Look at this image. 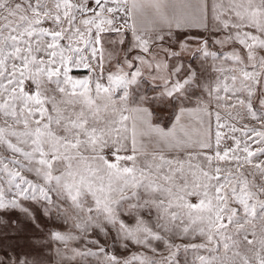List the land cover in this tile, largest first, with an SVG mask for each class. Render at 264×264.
<instances>
[{
	"label": "snow or ice",
	"instance_id": "1",
	"mask_svg": "<svg viewBox=\"0 0 264 264\" xmlns=\"http://www.w3.org/2000/svg\"><path fill=\"white\" fill-rule=\"evenodd\" d=\"M89 4L0 0V264H264V0Z\"/></svg>",
	"mask_w": 264,
	"mask_h": 264
},
{
	"label": "rangeland",
	"instance_id": "2",
	"mask_svg": "<svg viewBox=\"0 0 264 264\" xmlns=\"http://www.w3.org/2000/svg\"><path fill=\"white\" fill-rule=\"evenodd\" d=\"M19 2V0H14V2H12L9 7H11L14 3ZM5 13H3L2 11H0V15H3ZM212 46V45H211ZM212 48H215L214 46H212ZM190 56V54H187L185 56L182 57V60H187ZM74 76L80 77L85 75L86 73L83 70L77 71L74 70L72 73ZM174 106L171 105L170 108L172 109V107ZM170 109L169 112H166L164 115L158 116L159 117V121L161 122H166L169 119V115L171 116L172 114V110ZM221 116L224 120H229L231 123L236 124L237 127H242V125L244 123H247L250 127L254 126L257 129L260 128V124L257 121H252L248 118H246L243 121H240L239 123H237L236 121H231L230 118L226 115V113L221 110ZM217 128L216 125L214 126V137H213V141L215 143V132H216ZM223 131H227L226 129ZM237 137H239L241 134L238 132L236 133ZM232 141L231 140H227V141H222V146H221V151H223L224 147H231L232 146ZM255 147V146H254ZM215 149V144L212 150L209 149H204L202 151H204L205 153H209L211 154V151H214ZM192 202L195 203L196 200L195 198L192 199ZM39 223L41 224V229L38 231L33 232L32 230V226L31 225H25V231L16 235L14 234V239L12 241H10L11 243H19L20 245H29V244H35L37 247H41L43 250V259H44V264H57L58 261V257L56 256V248L58 247V245L56 243H49V241L46 239L45 233L46 231L49 229V226L47 225L46 221L44 220L43 217L39 218ZM189 242L188 240H176L175 243H187ZM195 243H199L200 240L197 239L195 241H192ZM101 245L105 247L106 251H113V245H112V241L108 240L107 238H101ZM73 246H79V247H84L83 243L77 242L76 244H73ZM133 251H135L136 249L133 248ZM115 251L117 253V255H126L127 253H125L123 251V249H120L118 246H116ZM160 254L162 255H167V252L164 250L163 246L160 247ZM90 264H95V258H88ZM178 259L180 260V264H184L185 259H187L189 262L192 259V256L189 254L187 257H185V254L183 253V251H181L178 254Z\"/></svg>",
	"mask_w": 264,
	"mask_h": 264
},
{
	"label": "crops",
	"instance_id": "3",
	"mask_svg": "<svg viewBox=\"0 0 264 264\" xmlns=\"http://www.w3.org/2000/svg\"><path fill=\"white\" fill-rule=\"evenodd\" d=\"M12 2H14V0H9V5H10ZM89 6H91V0H90V4H89ZM3 15H4V14H3ZM210 26H211V25H210ZM186 34H187V33H186ZM190 34H191L192 36H204V35H206V33H204L203 31H199V30H197V29H192ZM191 46H192L193 48H195V47H196L195 42H192ZM210 47H212L211 44H210ZM214 47H215V46H214ZM213 50H217L216 47L213 48ZM190 55H192V54H190ZM183 61H184L185 65H187V64H192L193 66H196V65L199 64V60L197 59L196 56H190L187 60H183ZM151 94H152V93L149 92V95H151ZM204 98H205V99H208L207 96H205ZM170 109H171L170 106H162V107H160V108L157 110V115H158V116L164 115L166 112H169ZM174 109H175V105H174V106L172 107V109H171V110H172V114H171V116L169 115V119H168V121H166V122H161V121L158 120L157 122L161 123L162 126H165V127L170 126L172 120L174 119ZM209 110H210V111L214 110V104H213V103H210V104H209ZM226 115H227V114H226ZM215 125H216V123H215V118H214V116L211 118V120H209V118L205 117V127L208 128V129L210 130L213 147H214V144H215L214 141H213V137H214V126H215Z\"/></svg>",
	"mask_w": 264,
	"mask_h": 264
}]
</instances>
